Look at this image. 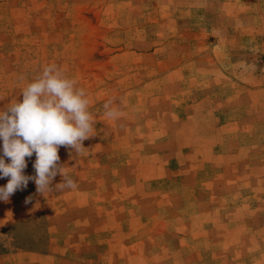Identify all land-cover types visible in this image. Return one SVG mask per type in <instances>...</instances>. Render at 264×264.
Returning <instances> with one entry per match:
<instances>
[{
    "label": "rangeland",
    "instance_id": "374dc122",
    "mask_svg": "<svg viewBox=\"0 0 264 264\" xmlns=\"http://www.w3.org/2000/svg\"><path fill=\"white\" fill-rule=\"evenodd\" d=\"M50 63L96 135L0 201V264H264V0H0V110Z\"/></svg>",
    "mask_w": 264,
    "mask_h": 264
},
{
    "label": "clouds",
    "instance_id": "9594fccd",
    "mask_svg": "<svg viewBox=\"0 0 264 264\" xmlns=\"http://www.w3.org/2000/svg\"><path fill=\"white\" fill-rule=\"evenodd\" d=\"M21 93L22 101L15 100L0 110V179L7 178L6 185L0 186V201L4 202L26 189L29 181L42 195L54 187L77 188L67 166L60 162L59 149L65 147L78 154L85 148L83 142L96 135L86 90L56 63L44 65ZM103 109L109 118L120 116L112 100L106 101ZM34 154L35 174L26 175V158ZM57 175L62 180L53 187ZM31 201L29 196L25 203Z\"/></svg>",
    "mask_w": 264,
    "mask_h": 264
}]
</instances>
